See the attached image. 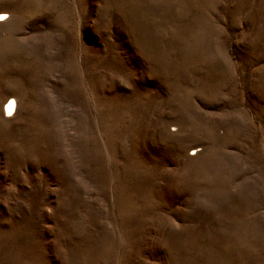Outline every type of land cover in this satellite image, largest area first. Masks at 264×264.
<instances>
[{
	"label": "rangeland",
	"instance_id": "374dc122",
	"mask_svg": "<svg viewBox=\"0 0 264 264\" xmlns=\"http://www.w3.org/2000/svg\"><path fill=\"white\" fill-rule=\"evenodd\" d=\"M0 13V264H264V0Z\"/></svg>",
	"mask_w": 264,
	"mask_h": 264
},
{
	"label": "bare ground",
	"instance_id": "6f19581e",
	"mask_svg": "<svg viewBox=\"0 0 264 264\" xmlns=\"http://www.w3.org/2000/svg\"><path fill=\"white\" fill-rule=\"evenodd\" d=\"M5 20V15L4 13H0V21H4ZM4 104V110L3 112L6 113V117L7 116H10L13 114V110H14V106H15V101L14 99H11V98H7L4 100L3 102Z\"/></svg>",
	"mask_w": 264,
	"mask_h": 264
}]
</instances>
